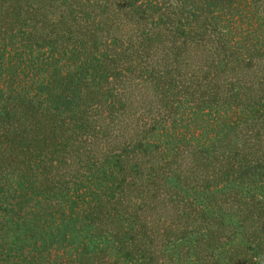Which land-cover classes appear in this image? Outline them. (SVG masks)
Segmentation results:
<instances>
[{
    "label": "trees",
    "instance_id": "trees-1",
    "mask_svg": "<svg viewBox=\"0 0 264 264\" xmlns=\"http://www.w3.org/2000/svg\"><path fill=\"white\" fill-rule=\"evenodd\" d=\"M0 264H264V0H0Z\"/></svg>",
    "mask_w": 264,
    "mask_h": 264
}]
</instances>
